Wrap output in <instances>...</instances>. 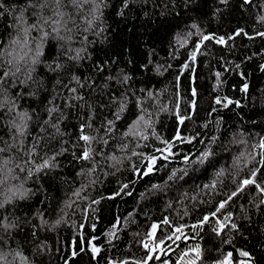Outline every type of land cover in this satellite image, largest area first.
Listing matches in <instances>:
<instances>
[{
    "label": "snow or ice",
    "instance_id": "1",
    "mask_svg": "<svg viewBox=\"0 0 264 264\" xmlns=\"http://www.w3.org/2000/svg\"><path fill=\"white\" fill-rule=\"evenodd\" d=\"M148 2L122 0L116 15L124 17L131 5L143 7ZM218 4L226 9L229 0H218ZM197 5L198 0H167L160 14L178 17V8L187 12ZM248 6H253V0H242L240 7L246 10ZM109 7V0H0V27L7 32V39H0V264H52L53 249L47 233L56 232L61 225L68 223L67 210L76 203L72 197L90 200L88 208L95 213L92 205H99L105 197L90 199L82 194L103 183L101 177L107 179L121 173L128 162L135 179L120 182L117 190L106 199L131 196L130 184L161 171L158 162L174 157L177 143L191 144L196 139L181 132L185 121L192 119L195 100L184 112L178 102L170 110L159 103L164 90L156 92L146 86H137L135 73L129 71L134 66L131 57H125V64L121 66L116 56L107 53L103 58L97 56V46L108 41L109 25L105 12ZM258 7L260 11L255 16V23L264 25V3ZM224 9L214 7L212 18L218 20ZM144 15L147 17L149 13ZM238 37L248 41L256 37L264 40V30L253 27L250 33L244 27H237L231 33L221 35L207 32L199 19H192L182 32L176 33L175 42L170 45V59H179L180 49L190 43L191 50L187 51L186 60L175 76V95L179 96L181 76L186 71L195 73L193 65L198 56L206 54L202 48L207 49L208 43H213L231 52ZM153 55L154 50H149L147 63L138 65L142 73L152 71L163 75L173 67L171 63H154ZM256 55L264 56V52L252 53L246 59L251 60ZM240 68L241 64H235V69ZM259 68L264 72V63ZM221 75L219 71L215 73L214 88L220 86ZM239 75L244 79L242 71ZM239 90L247 93L249 84L244 82ZM191 95H197L195 87L191 88ZM149 100L155 101L152 105L155 118L145 106ZM215 104L223 109L233 105L242 107L239 100L228 96L217 95ZM217 111L216 107L212 108L213 113ZM129 112L134 118L117 136L118 123ZM160 113L175 117L176 129L171 138L165 139L156 131ZM224 124L223 117L215 120L218 134ZM203 127L207 128L208 124ZM246 135L251 133L243 129L232 130L230 142L247 144ZM150 137L159 144L154 145L152 151H145ZM219 140L220 135H212L207 141L199 140L205 147L197 154H182L184 167L172 169L163 183H151L140 193V201L167 196L179 188L180 182H186L190 173L209 168L215 170L214 179L202 186L209 199L199 202L211 204L214 196L222 195V198L216 202L214 210L190 226L203 240L201 234L207 225L206 235L211 246L206 248L200 242L196 243L182 253L177 264H258L253 251L238 247L236 239L247 241L245 227L251 226L253 210L257 214L264 211V180L260 179L264 174V137L251 145L254 151L240 152L233 157L229 167L216 170L219 160L214 146L223 147L217 144ZM110 144L114 147L112 152L108 151ZM133 158L141 163L137 165ZM75 166L78 170L71 179L63 174L66 167ZM77 180L79 187H71V196L62 202L58 211L52 208L53 197L49 189L72 185ZM226 180L231 182L229 190L223 194L217 192L218 187H227ZM253 189L255 195H251ZM245 193L250 198L247 205L241 203L238 206L237 219V213L227 209ZM41 194L43 199L38 201L40 206L37 207L34 201ZM192 199L196 200V197ZM171 206L168 201L167 207ZM142 212L140 207L130 211L122 226L117 218L105 236L109 238V245L115 246L113 241L121 239L120 232L130 230L132 241L145 250L144 256L132 260L109 259L107 264H150L153 260L169 264V259H161L157 254L165 251V240L175 243L187 239L184 229L188 226L173 224L166 216L153 221L141 235L138 217ZM187 214L185 211L184 215ZM213 219L214 225L211 223ZM73 227H76L74 221ZM83 227V224L79 225L80 229ZM91 227L95 231L96 225ZM162 227H168L169 232L158 235ZM96 239L94 236L88 239L80 231L79 239L71 241L70 257L62 258L63 264H69L71 258L81 253L90 252L92 259H96L102 251L93 242ZM259 251L264 252V244Z\"/></svg>",
    "mask_w": 264,
    "mask_h": 264
},
{
    "label": "trees",
    "instance_id": "2",
    "mask_svg": "<svg viewBox=\"0 0 264 264\" xmlns=\"http://www.w3.org/2000/svg\"><path fill=\"white\" fill-rule=\"evenodd\" d=\"M122 0H109L110 7L106 10V22L109 25L108 41L105 45H98L96 54L99 58H103L105 54L116 56L121 61V66L125 64V57H131L134 61V66L129 68V71L135 73L138 80V87L146 86L156 92H161L159 103L167 106L170 110L174 109L178 102L181 111L184 112L192 100L196 101L194 113H191L192 119L186 120L181 127V132L185 136H194L195 140L191 144L177 143L174 147L176 155L169 161H159L157 167L161 171L155 172L150 177H145L143 180L134 184H130L132 195H122L115 199L109 200L106 197L112 195L118 188L120 182H128L134 180L135 177L129 170V163L124 165V171L117 173L115 176H109L103 180V183H98L94 188L88 189L82 195H87L90 199L101 200L99 205H92L96 209L95 213L88 208L90 200H76L72 208L68 209V223L61 225L56 232L47 233L48 243L53 249L52 264H63V257H70L71 241L79 239V232L83 231L85 237L91 239L93 236L97 239L93 241L97 246L101 247L102 251L96 259H92L90 252L81 253L75 258H71L69 264H107L109 259H140L144 256L145 250L138 244L132 241L130 230L120 232L121 239L113 241L115 246L109 245L108 237L105 233L109 231L117 218L120 219L121 226L123 219L133 209L140 207L143 212L138 217L140 224L139 231L143 235L144 230L153 221H159L161 217H168L173 224H185L184 231L187 239L182 238L180 241L173 243L165 240V251L157 253L161 259H169V264H177L183 252L200 242L203 247H210L211 240L206 235L208 226H205L204 239L200 240L195 232L191 230V225L207 212L214 210V205L218 202L222 195H216L212 199V203H200L201 200H208L209 196L205 194L206 190L202 186L210 183L214 179V169L209 168L207 171H199L190 173L186 178V182H180L178 189H173L167 196L160 198H151L147 201H140V193L145 191L151 183H163L167 175L174 168H181L185 165L182 162V154H197L205 145L199 143L203 139L207 141L212 135H220L218 145L214 146L218 153L217 159L219 163L216 165V170L220 167H229L232 164L233 157L240 152L254 151L251 145L255 144L261 137H264V72L260 71L259 65L264 63V56L256 55L251 60L246 57L252 53L264 52V40L256 37L253 41H248L246 38L238 37L235 41V47L231 52L227 48L208 43L207 49L202 48L206 52L205 55H200L197 62L193 65L195 73L186 71L181 76L179 96H176L177 89L173 87L175 76L177 75L180 65L186 60L187 51L191 50V43L184 49H180L179 59L171 60L169 52L172 50L170 45L174 44L176 33L182 32L186 24L191 23L192 19H199L207 32H215L217 34L231 33L237 27H244L252 33L253 27L258 30H264V25L255 23V16L258 14L259 4L264 3V0H253V6H248L245 9L240 7L242 0H229V5L224 9L223 5L218 4V0H198V5L190 8L187 12L182 8L177 11L180 15L169 14L161 16L164 4L167 0H149L148 4L141 7L133 4L126 11L124 17L116 15ZM219 6L223 10L220 18H212V10ZM148 12L149 16L144 13ZM0 39H7V32L3 27H0ZM195 39V38H193ZM232 43V42H229ZM149 50H154L152 60L154 63L166 65L171 63L173 67L163 73L157 75L155 72L149 71L142 73L138 68L141 63H147V53ZM224 59L221 60L220 57ZM229 61L230 63H225ZM241 64L239 70L235 69V64ZM227 69V71H226ZM221 72V84L216 85V72ZM244 73V79L241 78L239 72ZM194 77V79H193ZM244 82L249 84L247 93H242L239 89ZM195 87L197 95L192 97L191 88ZM228 96L231 99L239 100L242 107L236 108L234 105L229 109H223L215 104V98ZM155 101H147L146 107L153 112L156 117L155 109L152 105ZM216 107L217 112L213 113L212 108ZM135 110L133 109L132 112ZM132 112L126 115V118L118 123L117 136L125 130L127 123L133 119ZM223 117L225 124L222 125L221 134L216 132L215 120ZM208 124L204 128V124ZM176 129L174 116H169L167 113H160L156 124L157 133L165 139L171 138ZM243 129L246 133L245 139L247 144L231 143V131ZM143 143V142H142ZM159 144L154 137H150L148 148L145 151H152L153 146ZM109 152L114 151L112 144L109 145ZM117 154H120L117 152ZM133 161L139 165L141 162L133 158ZM78 170V166L66 167L65 175L71 177L74 171ZM247 169H245V172ZM264 180V174L260 176ZM227 187H218L217 192L226 193L231 187L230 180L225 181ZM47 186V185H46ZM71 187H79L77 180L72 185H59L51 187L49 194L53 197L51 201L52 208L62 206V202L71 196ZM187 193V196L184 195ZM251 195H255L254 189ZM192 197H196L193 200ZM250 196L245 193L242 197L235 200L232 207L227 211L237 213L236 218L239 219L238 206L243 203L247 205ZM43 199V195L37 197L34 201L35 206L39 207L38 201ZM138 201H140L138 205ZM171 201L172 206L167 207V202ZM187 211V215H184ZM147 213V216L144 213ZM87 216V219L84 217ZM222 219V216L220 217ZM73 221L76 227H73ZM214 225V219L211 221ZM83 224V229L79 225ZM92 224L96 225L95 231L92 229ZM264 211L257 214L255 210L252 212V222L250 227H245V235L249 237L247 241L237 237L236 245L238 247H247L256 255L258 264H264V252L259 251V248L264 244ZM169 232L168 227H162V233ZM60 249L59 252L56 250ZM150 264H160V261L153 260Z\"/></svg>",
    "mask_w": 264,
    "mask_h": 264
},
{
    "label": "rangeland",
    "instance_id": "3",
    "mask_svg": "<svg viewBox=\"0 0 264 264\" xmlns=\"http://www.w3.org/2000/svg\"><path fill=\"white\" fill-rule=\"evenodd\" d=\"M160 254V253H159Z\"/></svg>",
    "mask_w": 264,
    "mask_h": 264
}]
</instances>
